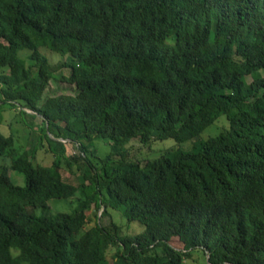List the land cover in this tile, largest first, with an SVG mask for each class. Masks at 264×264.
Wrapping results in <instances>:
<instances>
[{
  "label": "trees",
  "instance_id": "16d2710c",
  "mask_svg": "<svg viewBox=\"0 0 264 264\" xmlns=\"http://www.w3.org/2000/svg\"><path fill=\"white\" fill-rule=\"evenodd\" d=\"M42 50L70 59L51 64ZM55 78L76 95L40 105ZM5 107L30 130L42 119L54 161L17 154L0 132V264H186L197 251L201 264H264V0H0ZM223 117L229 129L194 154L136 164L125 149L185 143ZM95 141L111 143L105 160ZM78 161L75 187L61 172ZM80 191L71 215L33 212ZM92 208L144 231L130 236L113 219L88 229Z\"/></svg>",
  "mask_w": 264,
  "mask_h": 264
},
{
  "label": "rangeland",
  "instance_id": "374dc122",
  "mask_svg": "<svg viewBox=\"0 0 264 264\" xmlns=\"http://www.w3.org/2000/svg\"><path fill=\"white\" fill-rule=\"evenodd\" d=\"M43 54L49 59L51 64H58L59 62H67L70 59L69 55L62 56L57 53L49 52L47 50H42ZM28 54L27 51L19 52V56L21 58H24ZM26 61L28 62V65L31 63L28 61L27 58ZM62 73L68 74L67 70L65 69L62 71ZM77 89L75 86L64 83L61 79L55 78L51 81L49 84L48 89L44 93V98L40 105H42L46 100L50 98H54L60 95H76ZM22 116L19 115V110H10L9 107H5L4 110L0 111V132L4 135L11 136L13 135L16 140V151L17 154H21L24 152H29L34 158H36V162L40 165H52L54 161V155L49 150V146L47 141L42 140V133H41V126L42 119L38 117L34 121V125L30 130L27 128V126L24 125L22 122ZM230 125L228 122V119L226 117H223L220 119L214 126L209 128L204 134H202L200 137L190 140L185 143H177L176 141H166V142H157L152 141L149 144H143L140 140H133L131 141L126 147V151L130 154L131 159L136 164H142V163H148V162H157L160 159L163 158V156H166L170 152H174V150H183L186 153L194 154L201 145L210 139L218 138L225 132L227 129H229ZM66 144L67 153L69 157H79L80 153L77 149V147L69 142H64ZM90 149V151L96 156L97 160H105L110 154H111V143L106 141H95L92 145H87ZM35 152V154L33 153ZM10 158V157H9ZM4 161L3 158L0 159V163ZM91 163L94 165H98L100 162H96L92 157H90ZM62 177L64 181H66L68 184H71L75 187H80L82 185V179L86 173L85 169V163L83 162H76L75 166L72 171L68 169V167L65 165L62 170ZM10 178L12 182L19 187H24L26 185L25 178L23 175L11 171L10 172ZM84 197L83 192L80 191L74 198L69 200H53L47 204L49 209H47L46 213L42 211H33L37 214V216H41L43 214H48L50 216H56L58 214H64V215H71L73 214L79 207V203L81 202L82 198ZM83 201V200H82ZM104 213V210H101L99 212H95L92 208L91 211L86 213L87 217V228L90 229L92 227H95L96 224L103 222L105 226L110 225V222L113 219V222L118 225L119 227L128 230L130 228L129 234L130 236H137L143 233L144 228L141 227L138 224H133L131 226H128V223L122 218V216L119 213L111 212V217L105 218L103 221L100 220L102 215ZM95 215L99 218H95ZM177 239V238H176ZM175 240V239H173ZM177 241V240H176ZM175 241V244L172 245V247L176 250L183 249V243L182 240L178 242ZM177 243V244H176ZM115 253V251H114ZM193 255H195V259L188 260L186 264H201V262L204 260L202 257L198 256L199 252H195Z\"/></svg>",
  "mask_w": 264,
  "mask_h": 264
}]
</instances>
